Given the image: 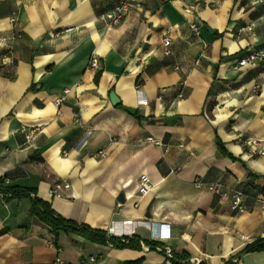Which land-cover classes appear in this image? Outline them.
<instances>
[{"label": "crops", "instance_id": "crops-1", "mask_svg": "<svg viewBox=\"0 0 264 264\" xmlns=\"http://www.w3.org/2000/svg\"><path fill=\"white\" fill-rule=\"evenodd\" d=\"M117 1L0 0V38L22 34L0 45V194L30 190L61 218L141 247L55 236L30 196L0 197V264H264V249L246 250L264 243V154L247 143L264 150V56L239 65L264 52V1L137 0L107 27L100 15ZM215 182L242 189L246 210ZM56 183L70 184L60 197Z\"/></svg>", "mask_w": 264, "mask_h": 264}, {"label": "built area", "instance_id": "built-area-1", "mask_svg": "<svg viewBox=\"0 0 264 264\" xmlns=\"http://www.w3.org/2000/svg\"><path fill=\"white\" fill-rule=\"evenodd\" d=\"M137 0H118L117 3L114 5V7L104 13H102L100 15V20L104 23L105 26L107 27H114L119 25L125 18L126 14L130 11V9L135 5ZM264 0H253V2H263ZM12 21L15 22L16 21V17L13 16L12 17ZM192 30L196 33L199 34L200 33V27L198 26V24L194 23L192 24ZM253 30V25L252 24H248V25H244V26H240L237 30L238 35H241L244 32L247 31H252ZM64 31L63 30H59L57 32H55V36H60L61 34H63ZM22 34L18 33L15 36L12 37H1L0 38V45L2 46H7L8 48H12V42L18 38H21ZM163 44H164V54L170 55L171 54V50L168 48V46L171 44V39H170V35H167L164 37L163 39ZM264 56V52H257V53H251L249 56L241 59L239 61V65L243 66L248 64L250 61L257 59L258 57H263ZM89 67L93 70H99L100 69V59L98 57L97 54L93 53L90 56L89 59ZM176 68H178V66H176ZM254 91H257V86L254 88ZM57 104H60L62 102V98H58L56 100ZM148 142H153L156 145H160V146H164L165 150H168V146L164 145L160 140H156L152 137H148L147 138ZM247 143L250 145V149L252 153H257V154H264V150L263 148L260 146V141L256 140V139H252L249 138L247 139ZM100 155H104V152H99ZM180 169V167L172 170L173 172H177ZM199 184V182L197 183ZM70 186V184L68 183H56L52 186V188L50 189L51 194L55 195V196H62L61 190L63 188H68ZM153 188V183L151 181V179L149 178L148 175L146 174H142L139 178V183H138V194L140 196H145L147 194H149V192L152 190ZM208 188L213 191L216 192L220 195V198L222 200H226V199H230L231 201V209L234 212H239L242 213L246 210V205H245V199H246V193L242 190V189H226L223 187V185L221 183L215 182V183H211L208 185ZM0 197H3V194H0ZM96 258L94 256H91L89 261L90 262H95ZM34 264H64V261L58 257L55 260L51 261V262H44V263H34ZM81 264H89V262L87 260L82 261Z\"/></svg>", "mask_w": 264, "mask_h": 264}, {"label": "trees", "instance_id": "trees-1", "mask_svg": "<svg viewBox=\"0 0 264 264\" xmlns=\"http://www.w3.org/2000/svg\"><path fill=\"white\" fill-rule=\"evenodd\" d=\"M99 71H97L98 73ZM219 147L222 148L221 143L219 142ZM3 191V199L7 200L9 198L30 196L33 200L31 214L37 217L40 221L44 222L50 227L55 236L58 235L60 230L67 232H76L87 239L99 242L101 244L112 245L117 248H140L139 240L135 238H117L114 236L108 235L105 231L94 229L86 224H78L74 221L67 220L58 216L51 208V206L38 198L30 190H24L17 187H8ZM150 245H155V242L146 241ZM264 249V243L256 241L254 244L248 245L246 250H261Z\"/></svg>", "mask_w": 264, "mask_h": 264}, {"label": "water", "instance_id": "water-1", "mask_svg": "<svg viewBox=\"0 0 264 264\" xmlns=\"http://www.w3.org/2000/svg\"><path fill=\"white\" fill-rule=\"evenodd\" d=\"M210 31V30H209ZM110 98H111V101L113 104H117L119 102V97L116 95V93L114 91H111L110 92ZM127 111L134 114L135 113V109L134 108H131V107H128L127 108ZM118 199L121 201V202H125L126 201V196H125V193L122 192Z\"/></svg>", "mask_w": 264, "mask_h": 264}]
</instances>
